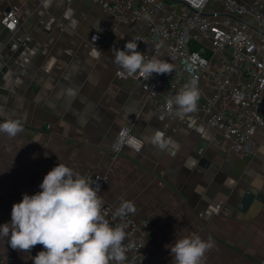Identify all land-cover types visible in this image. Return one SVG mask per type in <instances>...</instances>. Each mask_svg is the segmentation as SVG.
Masks as SVG:
<instances>
[{
  "label": "crops",
  "instance_id": "obj_1",
  "mask_svg": "<svg viewBox=\"0 0 264 264\" xmlns=\"http://www.w3.org/2000/svg\"><path fill=\"white\" fill-rule=\"evenodd\" d=\"M9 8L20 16L16 32L1 23ZM105 24L130 36L144 28L118 22L90 0H0V122L23 124L15 137L0 133V225L11 221L32 176L63 163L83 176L107 174L104 201L133 203L132 215L152 228L151 264H172L169 247L192 233L215 241L204 264H264V127L254 129L252 155L240 156L195 111L157 110L138 81L117 76L108 47L89 43ZM126 124L144 146H125L113 159L111 146ZM157 131L163 147L154 142ZM248 193L254 197L242 210ZM42 250H13L0 237V252L26 264Z\"/></svg>",
  "mask_w": 264,
  "mask_h": 264
},
{
  "label": "built area",
  "instance_id": "obj_2",
  "mask_svg": "<svg viewBox=\"0 0 264 264\" xmlns=\"http://www.w3.org/2000/svg\"><path fill=\"white\" fill-rule=\"evenodd\" d=\"M90 1L100 4L105 12L126 26L144 25L137 35L130 36L105 24L89 35L92 46L108 47L114 62L116 50H123L126 42L134 37L137 50L146 60L158 57L173 65L171 74H153L145 79L138 74L121 75L123 69L114 63L119 78L138 81L145 100L162 112L169 111L168 99L195 80L200 92L197 118L220 133L231 150L240 156L252 155L257 144L254 129L264 127V0ZM1 23L8 31L16 32L21 25L17 10H5ZM201 83L210 86L209 92L201 88ZM125 132L141 141L139 150L121 142ZM125 146L137 152L144 146V139L127 124L120 128L111 146L112 158ZM84 177L99 188L101 196L107 174L92 173ZM43 178L32 176L25 183L24 192L31 195L39 192ZM120 205L104 201L102 211L111 225L124 228V264H151L154 256L146 245L151 225L138 220L131 212L117 215ZM0 264H26V261L0 252Z\"/></svg>",
  "mask_w": 264,
  "mask_h": 264
},
{
  "label": "clouds",
  "instance_id": "obj_3",
  "mask_svg": "<svg viewBox=\"0 0 264 264\" xmlns=\"http://www.w3.org/2000/svg\"><path fill=\"white\" fill-rule=\"evenodd\" d=\"M137 48L133 37L123 50H116L114 63L123 69L121 75L138 74L150 79L153 74L172 73L171 63L158 57L146 60ZM101 53L95 48L92 55L99 58ZM199 97L197 82L192 80L167 100V108L177 114L192 113L197 110ZM22 131L19 118L8 117L0 122V133L10 138ZM153 139L164 146L162 132L157 131ZM121 142L137 150L141 147V141L126 132ZM39 188L36 194H24L19 203H14L11 221L0 225V237L7 238L13 250L30 253L33 247L42 245L43 250L31 257L33 264H124L126 233L122 225L113 226L105 219L98 187L71 167L58 163L44 176ZM132 211L133 203L123 201L116 214L123 216ZM214 247V240L202 239L196 233L176 239L169 247L172 264H204L206 254Z\"/></svg>",
  "mask_w": 264,
  "mask_h": 264
},
{
  "label": "water",
  "instance_id": "obj_4",
  "mask_svg": "<svg viewBox=\"0 0 264 264\" xmlns=\"http://www.w3.org/2000/svg\"><path fill=\"white\" fill-rule=\"evenodd\" d=\"M253 197H254L253 194L248 193L244 198V200L242 201V205L240 206V208L244 210L250 204Z\"/></svg>",
  "mask_w": 264,
  "mask_h": 264
}]
</instances>
